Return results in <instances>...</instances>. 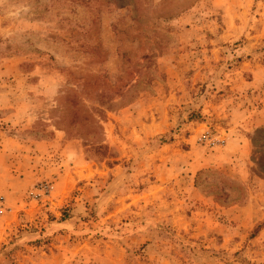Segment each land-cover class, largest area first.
Returning a JSON list of instances; mask_svg holds the SVG:
<instances>
[{"label":"rangeland","instance_id":"374dc122","mask_svg":"<svg viewBox=\"0 0 264 264\" xmlns=\"http://www.w3.org/2000/svg\"><path fill=\"white\" fill-rule=\"evenodd\" d=\"M14 69L35 119L6 131L81 151L63 180L0 175V264H264V0H0V98ZM71 90L102 110L107 157L66 132ZM231 136L247 181L215 165ZM207 169L245 198L197 186Z\"/></svg>","mask_w":264,"mask_h":264},{"label":"crops","instance_id":"0c3cea01","mask_svg":"<svg viewBox=\"0 0 264 264\" xmlns=\"http://www.w3.org/2000/svg\"><path fill=\"white\" fill-rule=\"evenodd\" d=\"M5 65L11 67V64ZM9 83L6 84L9 90L0 98V175L22 179V174L25 175L24 178L36 180L55 176L56 179L63 180L68 167L73 175L78 169L74 159L79 155L81 148L78 142L68 139L64 132L56 130L50 138L27 139L6 131L7 128L13 127L18 131L30 129L35 119L31 101L27 93H24L22 80L16 69L14 79ZM4 124H7V127H3ZM226 146L227 150L221 153V160L215 162V165L218 163V166H225L224 161L240 160L238 163L233 162V168L238 179L247 181L250 174L244 169L241 160L245 162L248 146L238 136H231ZM211 160L210 154V165Z\"/></svg>","mask_w":264,"mask_h":264},{"label":"trees","instance_id":"16d2710c","mask_svg":"<svg viewBox=\"0 0 264 264\" xmlns=\"http://www.w3.org/2000/svg\"><path fill=\"white\" fill-rule=\"evenodd\" d=\"M137 79L132 78L131 81L124 85L123 88L116 94L122 97L128 93V91L135 87ZM86 94L90 91L87 85L85 86ZM97 100L103 105L113 108L117 106L118 102H115L117 98H109L105 100L107 94L104 91L96 92ZM68 96H72L73 104H67L60 109L62 113L61 122L63 120L67 123L68 127L65 129L69 136H80L85 140L86 145L89 146L90 150H95L99 154V158L103 159L109 155L108 147L103 144L102 140V126L100 121L96 117V113L102 110L97 107H90L87 102L81 97L75 90L69 91ZM122 101V100H121ZM261 146L256 150L257 153V164L262 174H264V139H261ZM259 142V141H258ZM215 174L218 178L219 183L210 182V194L214 195L218 202L224 204L238 203L246 196L245 186L227 176L221 175L215 170L207 169L198 173L196 185L203 187L201 183L203 173ZM236 191V193H235Z\"/></svg>","mask_w":264,"mask_h":264},{"label":"built area","instance_id":"2783aa9c","mask_svg":"<svg viewBox=\"0 0 264 264\" xmlns=\"http://www.w3.org/2000/svg\"><path fill=\"white\" fill-rule=\"evenodd\" d=\"M3 212V203H2V201L0 200V213H2Z\"/></svg>","mask_w":264,"mask_h":264}]
</instances>
